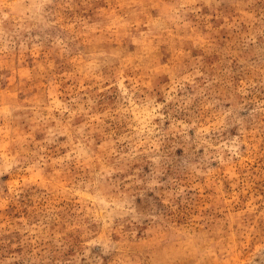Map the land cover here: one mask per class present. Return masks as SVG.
Returning <instances> with one entry per match:
<instances>
[{
  "label": "rangeland",
  "instance_id": "1",
  "mask_svg": "<svg viewBox=\"0 0 264 264\" xmlns=\"http://www.w3.org/2000/svg\"><path fill=\"white\" fill-rule=\"evenodd\" d=\"M0 264H264V0H0Z\"/></svg>",
  "mask_w": 264,
  "mask_h": 264
}]
</instances>
